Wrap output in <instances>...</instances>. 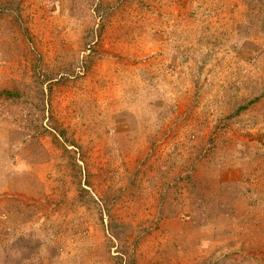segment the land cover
<instances>
[{
  "label": "rangeland",
  "instance_id": "1",
  "mask_svg": "<svg viewBox=\"0 0 264 264\" xmlns=\"http://www.w3.org/2000/svg\"><path fill=\"white\" fill-rule=\"evenodd\" d=\"M0 163V264H264V0H0Z\"/></svg>",
  "mask_w": 264,
  "mask_h": 264
},
{
  "label": "clouds",
  "instance_id": "2",
  "mask_svg": "<svg viewBox=\"0 0 264 264\" xmlns=\"http://www.w3.org/2000/svg\"><path fill=\"white\" fill-rule=\"evenodd\" d=\"M24 170L18 169V168H12L10 166H6L3 163H0V185L6 184L9 179H11L13 176L21 175L23 174ZM39 238L40 237H35Z\"/></svg>",
  "mask_w": 264,
  "mask_h": 264
},
{
  "label": "trees",
  "instance_id": "3",
  "mask_svg": "<svg viewBox=\"0 0 264 264\" xmlns=\"http://www.w3.org/2000/svg\"><path fill=\"white\" fill-rule=\"evenodd\" d=\"M251 102H253V101H251Z\"/></svg>",
  "mask_w": 264,
  "mask_h": 264
}]
</instances>
